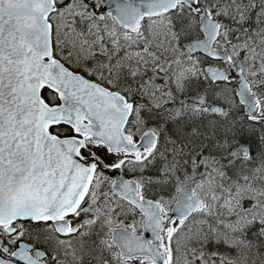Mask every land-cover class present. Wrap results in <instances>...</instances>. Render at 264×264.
Wrapping results in <instances>:
<instances>
[{
	"label": "snow or ice",
	"instance_id": "snow-or-ice-1",
	"mask_svg": "<svg viewBox=\"0 0 264 264\" xmlns=\"http://www.w3.org/2000/svg\"><path fill=\"white\" fill-rule=\"evenodd\" d=\"M0 264H264V0H0Z\"/></svg>",
	"mask_w": 264,
	"mask_h": 264
}]
</instances>
